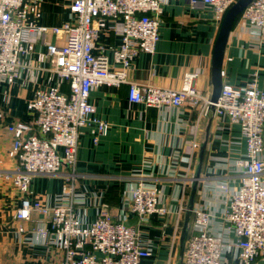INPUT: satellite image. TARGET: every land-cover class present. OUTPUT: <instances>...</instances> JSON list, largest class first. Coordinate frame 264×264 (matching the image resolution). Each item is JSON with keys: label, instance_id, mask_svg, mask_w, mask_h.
I'll list each match as a JSON object with an SVG mask.
<instances>
[{"label": "built area", "instance_id": "built-area-1", "mask_svg": "<svg viewBox=\"0 0 264 264\" xmlns=\"http://www.w3.org/2000/svg\"><path fill=\"white\" fill-rule=\"evenodd\" d=\"M24 1L0 0V86L16 84L23 69L34 68L24 59L35 54L39 44L45 51L36 53L37 62H49L57 80L54 86L35 92L27 104L28 121L7 127L12 135L8 156L15 165L0 172V178L21 197L16 212L21 223L18 232L27 233L26 223L38 213L45 224L36 228L37 235L60 255L54 264H142L152 257V245L128 224V215L142 222L170 213L154 184L140 182L125 201L121 217H116L107 204L99 203L96 218L89 225L79 211L86 203L85 194L76 193L74 185L53 207L28 197L36 175H57L68 167L74 176L84 127L95 124L99 133H107L108 125L95 117L91 91L99 86L126 85L130 103L156 108L188 106L197 112L198 122L208 116L228 117L241 129L246 152L234 163V171L241 176L240 186L236 191L220 186L228 196L222 216L224 232L214 231V217L208 211L193 210L195 231L187 237L182 264H225L228 245L224 234L229 233L237 238L238 264H255L264 258V93L257 74L244 88L223 85L216 102L210 89L197 88L198 73H185L178 89L136 82L129 72L139 54L155 52L164 0H71L69 21L52 28L28 26ZM236 1L189 3L196 9L210 7L220 25ZM242 19L260 38L264 34V0H252ZM105 21L111 22L110 30L121 41L111 47L113 64L104 50L95 53L99 26ZM50 34L56 43L47 40ZM64 85L67 93L62 90ZM184 210L181 206L179 212Z\"/></svg>", "mask_w": 264, "mask_h": 264}, {"label": "crops", "instance_id": "crops-1", "mask_svg": "<svg viewBox=\"0 0 264 264\" xmlns=\"http://www.w3.org/2000/svg\"><path fill=\"white\" fill-rule=\"evenodd\" d=\"M70 4L71 0H25L26 24L60 27L70 19ZM110 25L109 21L100 24L95 53L104 50L113 64L111 47L121 41ZM219 28L210 7L196 9L189 0H164L155 52L135 58L129 72L131 80L178 89L183 75L193 72L199 75L197 88L212 91V55ZM256 36L242 18L232 28L222 64L224 85L244 88L256 73L264 93V34ZM47 40L58 41L51 34ZM39 51H45L40 44L36 53ZM36 53L24 59L33 69H23L16 84L0 86V172L15 165L8 156L12 135L7 127L28 121L27 104L35 92L56 84L50 63H38ZM62 90L67 93L68 87L64 85ZM89 100L96 109L95 117L108 125L107 133H99L95 124L84 127L74 176L68 167L57 175L34 176L28 193L32 201L53 207L58 197L74 185L76 193L85 194L86 203L79 206V211L89 225L96 218L99 203L107 204L116 217H121L131 191L140 182L154 184L170 213L142 222L129 214L128 224L153 247L152 257L142 264H178L180 237L200 152L205 147L193 210L208 211L214 217V231L224 232L222 216L228 196L220 186L226 185L230 191L238 189L241 176L234 171V163L246 152L239 125L228 117L208 116L198 122L197 112L188 106L156 108L130 103L126 85L99 86L91 91ZM181 206L185 210L180 213ZM20 207V195L0 178V264H54L60 255L37 235L36 228L45 224L38 213L26 223L27 233L18 232L21 223L16 212ZM194 231L192 211L188 235ZM224 238L228 245L225 264H238L236 236L229 233ZM255 264H264V258H258Z\"/></svg>", "mask_w": 264, "mask_h": 264}, {"label": "water", "instance_id": "water-1", "mask_svg": "<svg viewBox=\"0 0 264 264\" xmlns=\"http://www.w3.org/2000/svg\"><path fill=\"white\" fill-rule=\"evenodd\" d=\"M252 2V0H237L236 3L231 6L228 11L225 13L223 20L220 24L219 32L214 44L213 48V55H212V67H211V84H212V101L216 102L221 94L222 88H223V80H222V64H223V57L225 53V48L227 44V40L229 37V34L232 30L233 23L236 19V17L243 12ZM204 149L205 147H202L199 160L200 164L197 168L196 175L193 181V188L192 193L189 201V207L188 211L185 217L182 234L180 237V251H179V257L180 261L178 264H182V258L184 255L185 250V243L188 237V227L191 220V215L193 211V205H194V199L197 191V184L198 180L200 179L201 174V166H202V160L204 155ZM172 229H170L169 232H171Z\"/></svg>", "mask_w": 264, "mask_h": 264}, {"label": "trees", "instance_id": "trees-1", "mask_svg": "<svg viewBox=\"0 0 264 264\" xmlns=\"http://www.w3.org/2000/svg\"><path fill=\"white\" fill-rule=\"evenodd\" d=\"M243 12H244V11H243ZM243 12H241V13L236 17V19H235V21H234V23H233L232 28L235 26V24L238 22V20H239L240 18H242Z\"/></svg>", "mask_w": 264, "mask_h": 264}]
</instances>
